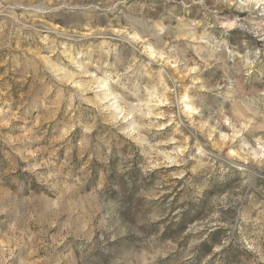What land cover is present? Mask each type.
<instances>
[{"label": "clouds", "instance_id": "9594fccd", "mask_svg": "<svg viewBox=\"0 0 264 264\" xmlns=\"http://www.w3.org/2000/svg\"><path fill=\"white\" fill-rule=\"evenodd\" d=\"M208 5L223 29L216 51H243L245 67L264 57V0ZM11 36L0 37V264H36L37 249L42 264H264V108L245 107L251 119L241 122L237 111L230 123L229 94L215 126L202 124L210 145L189 150L185 141L163 153L142 131L149 125L130 127L121 109L78 88L45 135L32 122L43 85L28 58L14 54ZM223 37L235 41L231 49ZM27 39L17 37L16 48ZM221 124L233 132L226 137ZM20 246L31 251L13 259Z\"/></svg>", "mask_w": 264, "mask_h": 264}, {"label": "rangeland", "instance_id": "374dc122", "mask_svg": "<svg viewBox=\"0 0 264 264\" xmlns=\"http://www.w3.org/2000/svg\"><path fill=\"white\" fill-rule=\"evenodd\" d=\"M222 32L209 16L208 0H0V37L15 34L14 54L28 58L43 85L41 109L32 122L41 121L45 135L63 119L65 98L87 88L88 99L100 95L129 116L130 127L149 125L142 131L163 153L185 147V141L189 150L196 143L210 145L202 124L215 126L216 111L229 94L224 113L230 123L237 111L241 122L246 115L251 119L245 107L264 108V57L250 67L240 59L243 51L236 55L233 49L227 58L229 49L215 50ZM21 36L28 39L16 48ZM223 39L231 49L235 41ZM2 51L7 58L8 50ZM9 75L19 78L11 69ZM11 91L14 98L19 95ZM219 132L227 137L233 129L221 124ZM29 251L17 247L13 259H24ZM42 256L37 249L31 259L42 264Z\"/></svg>", "mask_w": 264, "mask_h": 264}]
</instances>
